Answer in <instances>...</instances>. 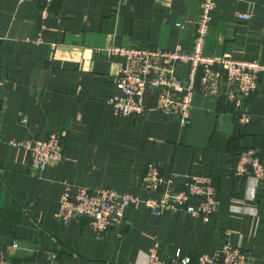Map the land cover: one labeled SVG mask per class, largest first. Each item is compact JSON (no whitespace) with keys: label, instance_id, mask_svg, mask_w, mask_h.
Wrapping results in <instances>:
<instances>
[{"label":"crops","instance_id":"0c3cea01","mask_svg":"<svg viewBox=\"0 0 264 264\" xmlns=\"http://www.w3.org/2000/svg\"><path fill=\"white\" fill-rule=\"evenodd\" d=\"M200 5L60 0L45 18L42 0H0V248L12 264H147L155 239L165 260L178 248L212 254L229 239L248 252L251 264H264V179L233 174L244 148L264 155V72L256 92L236 105L196 92L185 126L178 115L153 110L123 117L108 102L123 58L101 48L191 52ZM223 53L264 63V0H217L204 54ZM188 71L178 65L180 76ZM244 109L252 114L248 123L238 119ZM51 132L63 138L64 158L34 170L27 151L11 142ZM149 163L177 182L185 174L211 176L219 190L217 213L208 221L181 211L154 216L133 203L107 232L85 217H57L67 186L155 196L138 179Z\"/></svg>","mask_w":264,"mask_h":264},{"label":"built area","instance_id":"2783aa9c","mask_svg":"<svg viewBox=\"0 0 264 264\" xmlns=\"http://www.w3.org/2000/svg\"><path fill=\"white\" fill-rule=\"evenodd\" d=\"M24 1L17 0L18 3ZM42 1V14L47 18L51 4L60 0ZM216 2L201 0L200 12L194 22L191 52L183 51L180 46L175 49L114 45L101 48L108 56L123 58L115 77L116 92L108 100L116 114L139 117L153 110L164 116L178 115L180 125L185 126L190 121L196 92L219 96L228 106L239 104L242 98H249L256 92L264 63L235 58L230 53L204 54ZM240 17L248 19L250 15L240 14ZM179 64L189 66L186 77L178 74ZM222 78L225 81L223 89ZM251 117V112L244 109L238 119L248 123ZM26 120V117L22 118V121ZM11 143L27 151L34 170L56 165L64 158L63 138L55 132ZM233 174L244 179H264V155L253 147L244 148L237 154ZM177 177L165 175L159 164H147L138 179L145 191L155 193L153 197L121 193L112 188L93 190L84 185L77 186L72 192L67 186L60 195L56 214L65 222L85 217L99 232H107L122 223L126 208L133 203L143 205L154 216L181 211L210 220L219 207V190L214 179L201 174H185L177 182ZM17 246L18 242L12 243V247ZM159 250L160 243L155 239L148 250L147 264H251L248 252L229 239H224L212 254L194 256L184 254L178 248L173 256L165 260L160 258ZM0 264H12L5 248H0Z\"/></svg>","mask_w":264,"mask_h":264},{"label":"water","instance_id":"95a60500","mask_svg":"<svg viewBox=\"0 0 264 264\" xmlns=\"http://www.w3.org/2000/svg\"><path fill=\"white\" fill-rule=\"evenodd\" d=\"M221 86H222V89L225 86V81L223 80V78L221 79Z\"/></svg>","mask_w":264,"mask_h":264}]
</instances>
